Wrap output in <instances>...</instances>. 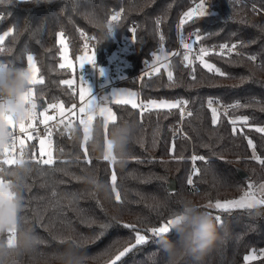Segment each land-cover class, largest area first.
I'll return each instance as SVG.
<instances>
[{
  "label": "trees",
  "instance_id": "obj_1",
  "mask_svg": "<svg viewBox=\"0 0 264 264\" xmlns=\"http://www.w3.org/2000/svg\"><path fill=\"white\" fill-rule=\"evenodd\" d=\"M195 1L198 0H0V34L9 30L0 43V61L27 67L26 58L33 54L38 75L44 81L32 85L38 108H43L42 99L46 106L61 101L67 107L74 102V94L62 81L73 73L68 66L59 67L60 32L64 33L73 57L83 47V32L96 37L97 51L103 59L106 50L115 43L111 37L103 42L101 26L106 25L111 11L121 9L116 30L122 36L135 28L130 71L137 72L143 60L152 57L161 45L167 51L176 48L179 14ZM208 2L211 14H194L186 27L199 35V43L203 45L239 42L243 53L209 54L203 58L228 75L209 72L198 60L193 80L179 54L172 57V86L164 70L154 76L127 80L125 83L138 92L141 101L187 98L193 111L191 117L183 119L185 134L181 137L174 130L181 117L179 109H152L141 116L139 108L114 102L116 123L130 120L136 124L124 168L91 151L88 142H83L79 119L72 126L75 135L58 129L52 135L56 163L45 166L31 162L32 171L25 178L19 224L21 229L33 228L41 244L24 256L21 264H49L50 254L63 251L73 240L84 246L92 258L90 264H110L119 252L135 243V233L123 228L125 223L146 233L147 241L116 264H167L159 243L160 237L166 234L155 236L149 230L172 219L181 210L180 201L184 196L196 198L202 210L215 220L217 215L221 217L222 223L216 222L223 240L205 258V264H264L261 256L250 261L244 259L250 250L264 248V206L229 212L207 207L209 202L240 197L249 184L264 181V165L254 158L264 159V133L256 131L264 126V111L260 110L264 106V31H261L264 0ZM253 55L256 60L249 59ZM209 98L224 103L240 100V104L248 105L229 110L230 116L247 117V124L237 123V132L233 134L231 119L218 113V122L214 125L206 105ZM101 122L102 117L97 116L92 126ZM249 139L255 145V153L248 144ZM173 140L175 151L170 152ZM37 145V136L28 140L25 160L32 161L34 153L39 158ZM85 147L90 165L84 163ZM193 155L203 156L205 160L195 162L200 172L198 176L192 175L194 184L189 186L187 179L193 173ZM3 159L5 154H0V161ZM3 167L11 169L15 165ZM238 167L246 170L248 177L241 178ZM86 169L96 171L99 181L108 186L107 193L83 181ZM113 170L117 176L116 189L121 195L119 203L110 182ZM0 178L6 179L2 175ZM171 179L176 181L174 190L168 188ZM102 225L108 227L102 228ZM169 236L177 239L175 231ZM185 264L194 262L189 258Z\"/></svg>",
  "mask_w": 264,
  "mask_h": 264
},
{
  "label": "clouds",
  "instance_id": "obj_2",
  "mask_svg": "<svg viewBox=\"0 0 264 264\" xmlns=\"http://www.w3.org/2000/svg\"><path fill=\"white\" fill-rule=\"evenodd\" d=\"M114 27L101 26L103 42L114 35ZM32 90V73L28 67H17L11 62L0 61V154L14 143L10 121L20 123L34 110V102H26ZM75 135L76 130L70 129ZM136 133L134 121L123 120L110 126L105 135L103 122L91 127L88 144L98 157L108 154L116 166L124 168L128 158V146ZM32 171L27 161L17 159L15 167L8 169L0 165V175L5 177L0 185V264H21L22 258L34 252L41 244L39 236L31 227L20 228L19 214L23 208L22 191L25 178ZM83 181L91 188L107 193L108 186L99 181L94 169H86ZM264 195V194H261ZM181 210L174 214L171 231L160 237V246L167 258V264H185L191 258L194 264H205V258L222 242L223 237L214 217L202 210V204L192 196L181 198ZM259 214V211L257 212ZM15 234L10 244L8 235ZM71 239V238H69ZM92 258L84 246L73 240L63 251L50 254L49 264H90Z\"/></svg>",
  "mask_w": 264,
  "mask_h": 264
},
{
  "label": "snow or ice",
  "instance_id": "obj_3",
  "mask_svg": "<svg viewBox=\"0 0 264 264\" xmlns=\"http://www.w3.org/2000/svg\"><path fill=\"white\" fill-rule=\"evenodd\" d=\"M210 8V5H209ZM194 12L199 13L200 16H205V15H210V11H206L205 10V6H204V2L203 0H200V3L197 5L196 9H193L192 11H189L185 14L184 19L181 20V26L189 19H191L193 17ZM120 19V13L117 12L115 14H113L110 18V22L109 25L113 26L112 22H116ZM160 20L158 19L156 21V23L159 25L160 24ZM261 31H264V28L261 29ZM132 32H135V28L132 29ZM5 35H7V33H5ZM59 36L61 37L60 39V43L61 45H63L65 48L67 47L63 37H64V33L60 32ZM134 38V37H133ZM4 37L0 36V43L3 42ZM161 41L164 39L163 36L160 37ZM200 37L197 36V40H199ZM87 47V45H85ZM183 47L185 49H187L189 52H191L192 50V45L189 43H184ZM229 48V46L227 44H224L221 46V49H227ZM236 48V45H232L231 49H229V51H232ZM0 51H2V49H0ZM174 55H179V53H174ZM207 55V50L204 48L200 49V55L197 57V59L200 60V62L203 64V66L205 68L208 69L209 72H213L216 74H219L221 76H226L228 75L227 73H224L221 71V69L216 68L214 65L210 64V63H206L203 60V56ZM61 56H63V54L61 53ZM27 67L30 70V72L32 73V85L34 84H43L44 81L43 79H37L36 77V73H38L39 69L35 64V58L33 55H28L27 56ZM250 60H256L257 57L256 56H250L249 57ZM162 60L161 56H155V61L152 65V72H145L144 75L145 76H150L152 73H159L160 72V66H157L158 64H160ZM163 60H167V55H165L163 57ZM183 60L187 62L186 67L188 65H191L193 63V61L189 58V56L187 54L184 55ZM86 64H91L93 67H98V65L96 64V58H95V50H93L92 55L91 56H84L81 57L80 59V64H79V68L82 70L83 67ZM162 67L164 68H168L169 65L167 63H163L161 64ZM59 67L61 69H63L65 67L64 63H61L59 65ZM69 68H73L72 64H68ZM193 72V76L192 79L195 80V68L192 69ZM101 74H103L102 70H101ZM168 76V81H169V86H172V84L174 83L173 81V73L171 70L168 71L167 73ZM243 79V77L241 78ZM62 83L64 85H67L69 88H73L74 85H76V81L75 80H64L62 81ZM78 88V95H79V101H80V106L78 108V112H74L73 109L77 108L76 104H72L71 107L67 110L68 113L70 115H77L78 119H79V123L80 125L83 126V140L85 142V144L88 142L89 136H90V132H91V126L92 123L94 121V119L96 118L97 115H99L100 117H102L103 119V125H104V130H105V135L107 136L108 133V129H109V125L110 124H115L117 121V116L116 113L112 110L111 107L107 106L105 103H103V100L108 99L107 96H105L103 99L101 98H97L96 96H94L92 94V89L90 86H88V84L84 81L83 77L80 75L79 77V84L77 85ZM73 91H76V89H73ZM32 96L33 93L31 91L29 96L25 97L26 102H32ZM136 94L135 93H129V92H124L122 90L120 91H115L111 94V97L114 98V102L116 104H130L131 107L133 109H140V113L141 116H143L144 112L146 111H151L152 109H179L180 111V115L183 118L185 115V108L188 105V101L187 100H183V99H178L175 101H168V100H151L147 103L140 101L137 102V100L135 99ZM218 103V101H215L212 98H209L207 101V105L208 108L211 110V114H212V123L215 125L218 122V109L216 107H214L213 105ZM248 105H242L240 104L239 101H237L235 104L229 105V108L232 109H238L241 107H247ZM35 103L33 104V108L35 110ZM48 109H58L59 113L61 116H63L65 114V108H64V103L63 102H59V103H51L48 104L44 111L41 113V115L43 116V119L41 121V123L47 124V122L49 120H52L53 117L49 116L47 114ZM31 111L30 113H28V116L25 120H22L20 123H15L12 122L9 118L10 121V126H11V130L12 132L17 130L21 133V134H25L28 140H32L34 137L32 136L31 133L28 132V128H32L33 131H36L34 124L33 123H29L26 127V121L29 122H33L35 121L36 117V113L35 111ZM261 111H264V106L261 107L260 109ZM225 116L227 115V109L225 110V112L223 113ZM187 116L191 117L192 116V112L188 111L187 112ZM241 120H243L244 124L246 125L248 122V118L247 117H242L239 118ZM64 121L61 120L60 123H63ZM231 124L233 125V134H235L237 132V120L233 119L230 121ZM71 125L69 124V127ZM180 129H176L175 132H179ZM240 131H243V129L241 128ZM257 132L260 133H264V127H259L256 129ZM174 132V135H175ZM63 135V133H61ZM52 130L49 128L47 129V137L46 138H40L39 139V158L36 157V154H33L32 157V161H28L29 163L31 162H35V163H39L45 166H53L56 161L52 155V152L49 150H46V140H47V144L51 145L52 144ZM16 137L13 136V140L15 141ZM154 146H155V141L153 142ZM20 144L23 145L24 144V140L21 139L20 140ZM248 144L250 147H252L253 152L255 153V145L253 144L252 140H248ZM12 147H15V143H13ZM175 151V142L173 140L170 152H174ZM9 152V149L5 150V155H7ZM84 155H85V159H84V163L86 164H91V160L87 158V148H84ZM20 160L23 161V152H21L20 154ZM255 159H257L259 161V163L261 165H264V159H260L259 157L254 156ZM178 159H183L182 157H179ZM104 160L105 161H109L112 165H115L114 160L111 158V146H108V154H106L104 156ZM191 160L193 162V164H195L196 161H204L205 157L203 156H197V155H193L191 157ZM17 163V159L16 158H5L2 161H0V165H15ZM200 169L199 168H193V173L192 175H199ZM192 175H190L187 179V184L189 186L194 184ZM116 181H117V176L115 174V171L113 170L111 177H110V182L112 184V190L115 193V200L116 202H122L121 201V195L120 192L116 189ZM4 183V181L2 179H0V185H2ZM256 187L252 184H249V191L245 192L244 195L239 198V199H234V200H228V201H224L221 202L219 200H217L215 203L209 202V204L207 205V207L209 208H215L216 210H218L219 212H229L233 209H243V208H255L258 206H264V195H260V197L258 198L256 196ZM259 192L261 194H264V184L259 185L258 188ZM0 194H4L3 193V189H0ZM53 195L55 196L56 193L53 192ZM216 220L218 222H221V217L219 215L216 216ZM173 223V220L170 219L168 220L165 224H163L160 227L157 228H152L149 231H151L155 236H161L162 234H169L170 230H171V225ZM108 227V225H102V228H106ZM123 228L125 229H131L134 233H135V243L131 244L128 247H125L123 251L119 252V254L115 257V260L111 261L110 264H116V261L121 260L122 257H124L127 253L131 252L134 248H136L137 246L140 245H144L147 241V238L145 235H142L136 228L135 225L133 224H123L122 225ZM15 239V234L14 233H10L8 235V240L9 243L11 244ZM255 258V252H253L252 255L249 256H245V261H250L252 259Z\"/></svg>",
  "mask_w": 264,
  "mask_h": 264
},
{
  "label": "built area",
  "instance_id": "obj_4",
  "mask_svg": "<svg viewBox=\"0 0 264 264\" xmlns=\"http://www.w3.org/2000/svg\"><path fill=\"white\" fill-rule=\"evenodd\" d=\"M199 1L200 0L193 2L188 8L181 11L179 14V17L176 22V35H177L176 48L172 51H167L161 45L155 51L152 57H148L145 60H143L141 68L137 72L130 71V64H131L130 53H132L135 50V41H136L135 32L134 33L132 32L133 28H131L130 33L120 36L116 30L118 21L112 22L115 31H114V35L111 36V39L114 41L115 44L113 48L106 50L103 59H100L98 51H97V45H98L97 38L87 34L86 32H83L82 33L83 47L81 48L79 53L83 54L86 51L85 50L86 48L89 50V52L91 50L92 51L95 50L96 64L98 65V67H93L91 64H86L82 70L80 68H77L73 72L72 76L74 77V80L76 81V85H74L73 88L71 89L72 91L73 89H76V91H73L74 102L72 104L77 105V108L73 109V111L78 112V108L80 106L78 88H77V85L79 84L80 75L83 77L84 81L88 84V86L91 87L92 94L96 96L97 98H101V99L107 96L108 99L103 100V103L110 105L114 102V98L111 97V94L113 93V89L120 87L123 89L134 91V88L130 87L129 85L125 83L127 80L135 79V78L150 77V76H154L157 74V73H152L150 76L144 75L145 72H149V73L152 72V65L155 61V56L162 57L160 64L157 65V66H160V72L164 70L166 73H168V71L171 70L173 73L174 65L172 62V57L174 56V53H179L182 56L181 57L182 63L185 66L187 62L183 60V57L185 54H187L189 58L193 61L191 65L187 66L188 75H193L192 69L194 68L195 63L199 60L197 59V57L200 55L201 48H204L207 50V55L243 53V51L239 47V42H235V43L213 42L209 45L200 44L199 40H197V36L199 35L194 30H189L186 27V23L188 20L181 26L180 22L181 20L184 19V16L187 13V9H191V10L196 9ZM204 1H205V10L211 12L212 7L210 5V2H208V0H204ZM233 1L238 3L243 0H233ZM209 5H210V8H209ZM254 9L258 10L257 6H254ZM117 12H119L121 16L122 14L121 9L111 11L110 17L106 20V25L109 24L111 16ZM194 14H198V13L194 12ZM184 43H189L192 45L191 52H189L187 49L183 47ZM224 44H227L229 48L222 50L221 46ZM85 45H87V47ZM232 45H236V48L232 51H229ZM165 55H167L166 61L163 60V57ZM207 55H204L203 58H205ZM163 63H167L169 67L168 68L162 67L161 64ZM126 69H128V71H126ZM101 70L103 74H101ZM179 99L187 100L189 102L185 108L184 117L183 118L180 117L179 122L174 125V130L180 129L179 135L182 137L185 134V131L182 128L183 119L187 116L188 111H191V112L193 111V108H192L190 99H187V98H179ZM137 102H138V99H137ZM239 102L241 103L240 100ZM235 103H224V102L218 101V103L214 104L213 106L218 109V113H224L225 110L227 109L226 116L230 117V114H229L230 108L228 106L235 104ZM71 105L66 107L67 110L71 107ZM55 111L57 112V109H55ZM66 115H67L66 122L68 123V125H66L64 122L60 123L62 119L61 117H58V116H56L52 121L47 122V124L41 123L42 120H39V119H35V121L33 122L26 121L27 125L29 123H33L36 129V131H33L32 128H28V132L31 133L33 137L43 136V135H47V129L50 128L53 134L58 129H62L66 133L71 134L72 131L70 129H73L72 126L77 121L78 116L70 115L68 111L66 112ZM69 124L71 125L70 127H69ZM13 136L16 137L14 141L15 147L13 148L11 146L8 154L5 155V157L11 156V155L20 157L21 152H23V158H24L26 154L28 153V147H27L28 139L22 138V134L18 131V129L13 131ZM21 139L24 140L23 145L20 144ZM196 167H197L196 163L193 164L192 162L191 171H193V168H196ZM262 257H264V254Z\"/></svg>",
  "mask_w": 264,
  "mask_h": 264
},
{
  "label": "rangeland",
  "instance_id": "obj_5",
  "mask_svg": "<svg viewBox=\"0 0 264 264\" xmlns=\"http://www.w3.org/2000/svg\"><path fill=\"white\" fill-rule=\"evenodd\" d=\"M203 2H204V6H205V1L203 0ZM200 3V1L198 2V4ZM189 11H192L191 9H187V12H189ZM194 15V14H193ZM8 31L9 30H7V31H5V32H2L1 34H0V36H3L4 38H5V33H8ZM60 39H61V37L59 36V42H60ZM63 39H64V41H65V43H66V45H67V47L65 48L63 45H61V53L63 54V56H61V61H60V63H64L65 64V66H68V64L70 63V64H72L73 65V68H71V70H72V73L77 69V68H79V64H80V59H81V57H84V56H91L92 55V50L89 52L88 51V49L86 48L85 50V52L83 53V54H81V53H79L76 57H73L71 54H70V50H69V46H68V42H67V40H66V38H65V36L63 37ZM4 40V39H3ZM61 44V43H60ZM61 53H60V55H61ZM206 63H210L209 61H207V60H204ZM210 64H212V63H210ZM213 65V64H212ZM36 77H37V79H38V73H36ZM66 80H74V77L71 75L70 77H68ZM121 90H123V89H121ZM124 92H129V93H135V91H133V90H125ZM32 93H33V89H32ZM34 94V93H33ZM151 100H157V101H160V100H168V101H175V100H173V99H168V98H162V99H150V100H148V101H143V102H145V103H147V102H149V101H151ZM141 101V100H140ZM139 100H138V102H140ZM59 102H61V101H59ZM55 103H58V102H55ZM114 103V102H113ZM112 103V104H113ZM112 104H110V105H108V106H112ZM37 105H38V101H37ZM44 109H45V107H43L42 109H41V113L44 111ZM113 109V108H112ZM66 110H65V114L63 115V116H61L60 115V113H59V110L56 112L55 111V109H48V112H47V114L49 115V116H52L53 117V119L56 117V116H58V117H61V119L64 121V123L66 124V125H68V123L66 122L67 121V115H66ZM239 118H242V116H231L230 117V119L231 120H233V119H236L237 120V122L239 123V121H243V120H241V119H239ZM42 119H43V116H42ZM50 121V120H49ZM52 121V120H51ZM93 124V123H92ZM62 130V129H61ZM40 138H46L47 137V135H45V136H39ZM39 138V139H40ZM83 142H84V140H83ZM85 143V142H84ZM45 147H46V150H49V151H51L52 152V155H53V157H54V152H53V149H54V142H53V138H52V144L51 145H48L47 144V140H46V145H45ZM37 149H38V152H39V140H38V145H37ZM7 157V156H6ZM11 156H8V158H10ZM19 157H17V159H18ZM263 184H264V182H263ZM257 189V191H256V196L259 198L260 197V195H261V193L259 192V190H258V188H256ZM227 200H229V199H227ZM224 201V200H223ZM222 201V202H223ZM165 224V223H164ZM163 225V223L161 224V225H159L158 227H160V226H162ZM154 228H157V227H154ZM152 229V228H151ZM142 235H145L146 236V238H147V234L146 233H141ZM253 252H255V258H257V257H262L263 256V254H264V248L263 249H261V251H258V250H254V249H252V250H250L247 254H246V256H249V255H252L253 254ZM254 258V259H255ZM253 260V259H252Z\"/></svg>",
  "mask_w": 264,
  "mask_h": 264
},
{
  "label": "crops",
  "instance_id": "obj_6",
  "mask_svg": "<svg viewBox=\"0 0 264 264\" xmlns=\"http://www.w3.org/2000/svg\"><path fill=\"white\" fill-rule=\"evenodd\" d=\"M89 51V50H88ZM29 55H33V54H29ZM35 64H36V61H35ZM38 79H41V77L38 75ZM32 89H33V93H34V88H33V86H32ZM121 89H123V88H120V87H117V88H115V89H113V92H115V91H120ZM126 89H123L122 91H125ZM32 91V90H31ZM134 91H135V94H136V96H135V99L137 100H139V97H138V93H137V91L134 89ZM32 102H34L35 103V105H36V107H35V113H36V119H39V120H42V115H41V110L38 108V105H37V100H36V98H34V94H33V96H32ZM59 103V102H58ZM107 105V104H106ZM108 106V105H107ZM109 107H111L112 108V106H109ZM64 108H65V110H67V108H66V106L64 105ZM113 110V109H112ZM57 111H58V109H57ZM114 111V110H113ZM231 117V116H230ZM229 117V118H230ZM53 120V119H52ZM51 121V120H50ZM50 121H48V122H50ZM239 122H242V121H239ZM26 123V122H25ZM238 123V122H237ZM26 127H27V124H26ZM92 127V126H91ZM261 127H264V126H261ZM43 136H45V135H43ZM38 137V140H39V136H37ZM22 138H24V139H27V137H26V135L25 134H22ZM5 158H8V157H5ZM10 158H16L17 159V156H12L11 155V157ZM1 179V178H0ZM3 180V179H2ZM4 181V180H3ZM264 182V181H263ZM263 182H261V183H259L258 185H254L256 188H259V185H261V184H263ZM249 191V188L247 189V191L246 192H248ZM257 191V190H256ZM244 195V194H243ZM242 195V196H243ZM242 196H240V197H237V198H232V199H229V200H234V199H239V198H241ZM224 201H228V200H224ZM223 201V202H224ZM222 202V201H221ZM261 251V250H260Z\"/></svg>",
  "mask_w": 264,
  "mask_h": 264
},
{
  "label": "water",
  "instance_id": "obj_7",
  "mask_svg": "<svg viewBox=\"0 0 264 264\" xmlns=\"http://www.w3.org/2000/svg\"><path fill=\"white\" fill-rule=\"evenodd\" d=\"M126 71H128V69H126ZM42 101H43L42 107H46V101L44 99H42ZM237 171H238V174H239V176L241 178L248 177V172L246 170H244L242 167H238L237 168ZM168 188H169V190H174L176 188V181H175V179H171L168 182Z\"/></svg>",
  "mask_w": 264,
  "mask_h": 264
}]
</instances>
